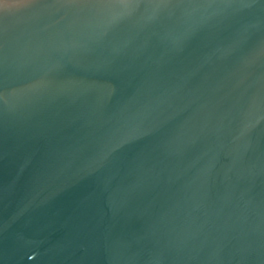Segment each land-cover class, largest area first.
<instances>
[{
    "label": "water",
    "instance_id": "obj_1",
    "mask_svg": "<svg viewBox=\"0 0 264 264\" xmlns=\"http://www.w3.org/2000/svg\"><path fill=\"white\" fill-rule=\"evenodd\" d=\"M0 264H264V0H0Z\"/></svg>",
    "mask_w": 264,
    "mask_h": 264
}]
</instances>
